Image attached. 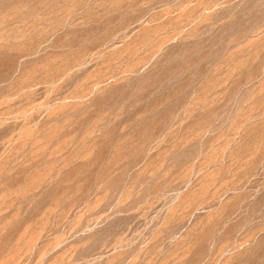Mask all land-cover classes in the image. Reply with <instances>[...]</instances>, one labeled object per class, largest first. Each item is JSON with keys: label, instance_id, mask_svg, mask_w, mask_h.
<instances>
[{"label": "rangeland", "instance_id": "1", "mask_svg": "<svg viewBox=\"0 0 264 264\" xmlns=\"http://www.w3.org/2000/svg\"><path fill=\"white\" fill-rule=\"evenodd\" d=\"M0 264H264V0H0Z\"/></svg>", "mask_w": 264, "mask_h": 264}]
</instances>
